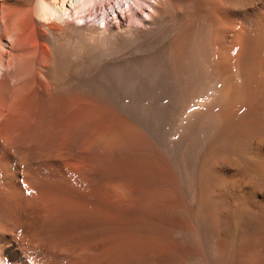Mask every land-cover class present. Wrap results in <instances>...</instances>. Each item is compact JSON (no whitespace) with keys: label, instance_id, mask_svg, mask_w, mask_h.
Wrapping results in <instances>:
<instances>
[{"label":"bare ground","instance_id":"6f19581e","mask_svg":"<svg viewBox=\"0 0 264 264\" xmlns=\"http://www.w3.org/2000/svg\"><path fill=\"white\" fill-rule=\"evenodd\" d=\"M115 1L0 0V264H264V0Z\"/></svg>","mask_w":264,"mask_h":264},{"label":"rangeland","instance_id":"374dc122","mask_svg":"<svg viewBox=\"0 0 264 264\" xmlns=\"http://www.w3.org/2000/svg\"><path fill=\"white\" fill-rule=\"evenodd\" d=\"M118 1L119 2H121V3H125L126 1L125 0H116L115 2H114V5H115V7L117 8V13L115 14V12L113 13V8L111 7L112 5H108L107 6V9L108 10H106L107 12V14H108V21H110V24L113 26V25H115L116 27H117V25L119 24L118 22H117V16H119L120 17V19L123 17V12H124V10H123V8H122V10L120 9V7H119V3H118ZM67 3V2H66ZM68 4V6H69V3H67ZM126 6L124 5V8H125ZM109 13H110V15H109ZM104 15H105V13H104V11H102L101 9H98V13H97V17H96V20L94 21V23L96 24V25H99V26H103L104 25ZM91 19V17L90 16H87L86 18H84L83 20L84 21H89ZM82 20V22H80V23H84V21ZM110 80H109V74H108V72H102V73H100V74H98V76L96 77V86H97V88H96V92H97V94H98V96H99V101H102V100H105V99H107V98H109L110 97V95H111V90H110V86H111V84H110ZM124 151V152H123ZM125 151H126V153H125ZM130 151V152H129ZM138 151H141V152H138ZM122 150V151H119L118 149H114V151H111V152H109L110 154L108 155V156H110L111 158H107V159H109L108 161V163H109V165L111 164V163H114V162H116L117 161V158L119 159H121V161H125V160H127L126 158H130L128 155H130V156H134V155H132V154H135V155H138V154H140V155H144V152H147L146 153V155H150V154H152V150H149L148 149V151H150V153L147 151V150ZM144 151V152H143ZM113 152V153H112ZM129 152V154H127ZM131 152H133L132 154H131ZM111 153H112V156H111ZM125 154V155H124ZM124 155V156H123ZM102 156V157H101ZM104 155H100L99 157L102 159L103 158V160H100L99 158V160H98V162L101 164V162H104L105 160V158L103 157ZM119 159V160H120ZM111 160V161H110ZM111 162V163H110ZM169 182H168V181ZM171 180H169V179H166V180H163L162 181V183H163V185L165 184V183H172V182H170ZM172 185H173V183L171 184V186H170V184H168V186L171 188L172 187ZM167 186V187H168ZM174 186V185H173ZM173 188V187H172ZM175 188V187H174ZM174 190V189H173ZM176 190V189H175ZM174 190V191H175ZM175 193H176V191H175ZM174 193V194H175ZM178 193V195H180L179 194V192H177ZM173 194V195H174ZM178 195H174L173 197H175V202L177 201V198L176 197H178ZM172 199V200H173ZM171 200V201H172ZM174 200L172 201L173 203H174ZM176 217V218H175ZM149 219H151V218H149ZM170 219L172 220V221H177L176 219H177V216H172V217H170ZM153 222L154 221H156V218H153V219H151ZM246 252V250H243V253H245Z\"/></svg>","mask_w":264,"mask_h":264}]
</instances>
